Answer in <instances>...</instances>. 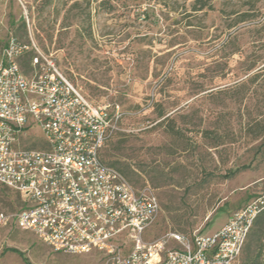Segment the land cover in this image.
Returning <instances> with one entry per match:
<instances>
[{
  "label": "rangeland",
  "instance_id": "374dc122",
  "mask_svg": "<svg viewBox=\"0 0 264 264\" xmlns=\"http://www.w3.org/2000/svg\"><path fill=\"white\" fill-rule=\"evenodd\" d=\"M193 2L0 0V41L32 38L88 99L119 105L101 155L157 193L148 240L211 233L264 196V0H208L200 10ZM30 55L20 60L25 72ZM107 256L55 252L31 232L0 229V264H103Z\"/></svg>",
  "mask_w": 264,
  "mask_h": 264
},
{
  "label": "built area",
  "instance_id": "2783aa9c",
  "mask_svg": "<svg viewBox=\"0 0 264 264\" xmlns=\"http://www.w3.org/2000/svg\"><path fill=\"white\" fill-rule=\"evenodd\" d=\"M26 53L29 72L20 61ZM121 114L118 104L82 94L32 38L0 41V185L17 195L11 208L0 201V229L31 232L55 252L103 251V264H236L263 199L232 211L211 233L146 239L157 193L101 157Z\"/></svg>",
  "mask_w": 264,
  "mask_h": 264
},
{
  "label": "trees",
  "instance_id": "16d2710c",
  "mask_svg": "<svg viewBox=\"0 0 264 264\" xmlns=\"http://www.w3.org/2000/svg\"><path fill=\"white\" fill-rule=\"evenodd\" d=\"M207 3L208 0H194L192 7L194 10H200L205 8L207 6ZM29 62H30V58H29ZM29 62L23 63L26 66V68L29 66ZM109 137H107V139ZM101 157L105 162H107L102 155ZM118 170L121 172L120 169ZM239 170H241V168L232 170L228 174H225L224 177L226 178L232 177ZM257 197H261L263 199V204L259 206L258 213L256 214L253 225L248 233L247 239L242 249L243 257L240 264H264V196L260 195ZM11 198L17 199V195L10 192L6 187L0 185V201L11 208L12 207L10 202Z\"/></svg>",
  "mask_w": 264,
  "mask_h": 264
}]
</instances>
